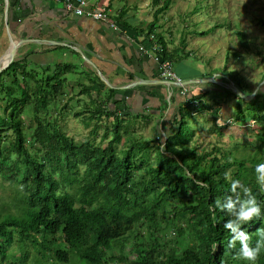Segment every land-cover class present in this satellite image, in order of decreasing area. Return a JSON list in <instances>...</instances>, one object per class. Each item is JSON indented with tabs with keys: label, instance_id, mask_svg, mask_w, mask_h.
<instances>
[{
	"label": "trees",
	"instance_id": "1",
	"mask_svg": "<svg viewBox=\"0 0 264 264\" xmlns=\"http://www.w3.org/2000/svg\"><path fill=\"white\" fill-rule=\"evenodd\" d=\"M151 2L159 7L145 33V45H158L161 60L171 64L188 58L184 34L177 46L169 47L171 41L157 30L162 27L159 16L173 0ZM199 11L196 5L187 15ZM222 26L190 32L205 36ZM237 37L248 48L244 33H237ZM26 66L14 61L0 73V89L6 96L4 115L0 116V190H8L7 196L0 193V264H69L70 260L83 264H250L235 254L238 241L236 248L228 247L230 233L223 222L229 217L214 201L230 194L231 180L238 178L262 203L264 213V182L258 183L255 173V165L264 157L263 88L250 102L221 84L223 93L219 89L202 90L200 86L188 89L170 121L169 133L162 137L156 129L157 137L146 141L129 130L134 128L131 123L144 116L125 113L133 111L132 106L121 109V101H113V89L103 93L105 86L97 75L78 79L77 97L94 93L99 99L83 106L84 110L90 109L86 116L69 108L76 96H67L64 109L75 117L83 115L81 121L86 127L95 121L83 143L76 145L50 111L72 85L68 76L83 72L72 64H58L53 73L47 66L28 74ZM7 72L13 75H2ZM220 80L232 82L246 96L252 92L240 75ZM223 97L235 99L229 122V116L219 113ZM59 108L56 114L62 117L63 108ZM195 111L209 112L218 121V131L235 120L260 123V144L253 146L247 157L231 160L217 146L199 154L195 145H185L194 131L192 136L191 132L183 134L180 139L185 137L184 143L179 144L174 136L184 132L185 116L192 117ZM22 115L28 116L32 126ZM102 118L112 122L110 138L108 128L100 124ZM27 126L34 128L25 133ZM101 127L105 133L100 142H107L105 147L94 143ZM152 143L157 144L153 147ZM233 166L225 178L224 173ZM242 227H246L250 243L255 245L261 238L257 229H264V214L254 216ZM168 230L175 233L172 240L158 234ZM255 264H264V247Z\"/></svg>",
	"mask_w": 264,
	"mask_h": 264
},
{
	"label": "rangeland",
	"instance_id": "2",
	"mask_svg": "<svg viewBox=\"0 0 264 264\" xmlns=\"http://www.w3.org/2000/svg\"><path fill=\"white\" fill-rule=\"evenodd\" d=\"M120 1L122 2V0ZM145 2L147 3L148 10L146 7H143L145 10H143V8H138L139 11L136 13L141 16V11L147 12L146 15L149 14L148 11H150L152 13L151 16L154 18L153 13L159 6H153L149 0H144V3ZM121 5H124V3ZM127 5L130 6L131 4L129 3ZM196 5L200 7V11L193 15H187ZM140 6H143L142 1ZM112 10H114V8H112ZM112 10L109 11L110 14ZM158 24L162 25L159 32H162L166 41H171V44H168L169 47L177 46L180 38L183 37V34L185 35L184 51L185 53L190 54V56L180 62L173 64L170 63L171 71L174 72L177 77H182V80H185V78L189 76H196V79L208 78L216 82V84L212 83V81L199 82L194 85L186 86L188 89L194 90L196 87L195 85H198L202 90H218L221 85L225 86V84L232 83H223L220 80L221 78H229L235 74L240 75V77L245 79V82L248 83L252 91L256 90L255 95L258 92L261 93L262 88L264 89V79L261 80V74L264 72V0H173L169 8L159 16ZM193 24H197V26L195 27ZM216 24H222L223 26L216 27L210 32V34L205 36L190 32L194 30V28L203 32L214 27ZM187 30L188 33H186ZM237 33H244V41L248 43V48L241 45ZM78 61L80 62V60ZM58 62H60V66L69 65L70 59L67 57V54H65V59H60ZM81 62L84 61L81 60ZM55 64L54 61L49 62L48 64L52 73L55 72ZM75 66L80 72H83L77 73L78 75H76V77L79 76V79L86 80L88 78H93L96 75V73L89 75L87 72H84L83 70L81 71L80 69H82V66L80 63ZM17 69L21 70L19 67ZM41 69L43 68L41 67ZM36 70L40 71V66L28 64L25 67V72L28 74H32L33 71ZM17 72L19 71H16V73ZM9 74L11 76L13 75L10 72L3 73L2 75L6 76ZM74 76L75 75L68 76L67 80L69 82L71 81L72 85L70 84L71 86L65 89V96L57 98L56 108H51L50 114L52 118L56 117L57 120H59V125L63 133L72 138L74 144L80 145L95 124L94 120L87 127L82 123L81 120L83 119V115L88 116L87 110H90H84L85 108L83 106L87 103L89 104L91 100L97 101L99 98H97L94 93L90 96H78V98L76 95L79 89L75 86V84L78 83V79H74ZM97 78L104 83L99 75H97ZM20 79L21 78H19V80ZM7 81L10 82V79H7ZM104 86L105 89L103 93L106 94L108 86L106 83H104ZM219 91L223 93L221 89H219ZM70 94V97L76 96L77 99L75 98L70 103L67 102L69 103V108L71 107L73 112L83 113L82 116L75 117L70 111H68V109L63 108L67 96ZM220 95L223 96L224 94ZM207 96L209 97V95ZM5 97V90L1 88L0 116L4 115L2 106H4L3 101L5 102ZM182 97L184 98L185 96ZM20 98V96L17 97V99L22 100V98ZM205 101L209 105L216 107L213 100L206 98ZM219 102L221 107L219 111L220 116H229L227 121L229 122V120H231L230 116L233 115L235 99L234 97H223ZM59 107L63 108L61 110L62 117H58V114H56L59 111ZM193 113L192 117L188 116V114L185 116L186 127L184 128V132L175 135L174 140L179 142V144H183L185 137L183 139H180V137H183V134L185 133L194 131L193 137H190L191 140L185 145L190 147L195 145L197 147L196 152L199 154L202 152H208L213 146H217L222 149V152L229 155V160L234 157L241 159L248 156V153L252 151L253 146L260 144V141L258 140V137L261 134L260 123L257 124L256 122L247 121L243 124L242 122L235 120L234 124L231 126L227 125L226 128L218 131L216 124L218 121L216 120L215 122V119H213L209 112L203 111L199 113L197 111ZM261 114L264 115V110ZM139 116H145L144 118L139 117L140 120H147L148 117L153 119L156 118V114H150L149 112L140 113ZM22 117L28 126H32L29 123L30 119L28 116L26 117L22 115ZM104 120L105 118H102L100 124L103 126L104 123L108 128L107 136L110 138L112 136L110 131V125L112 122L110 120L105 122ZM131 124L134 128L129 127V130L133 131L135 137H141L146 141L154 140L157 137L153 123L142 124L140 121H136V123L133 122ZM261 124H264V121ZM248 125L251 127L254 126L253 128L255 130L252 128L244 129L245 126L250 127ZM28 126L25 129V133H29L34 128ZM104 131L103 127L99 128L98 136L94 142L96 145H101V147H105L107 143L105 141L100 142V137L105 133ZM189 135L192 136V132L189 133ZM159 141H161V137ZM152 144L154 147L157 143ZM118 147H120V144ZM153 150L154 148L152 151ZM262 162H264V157H262ZM235 167L236 166L230 168L228 173ZM2 191L3 194L7 196L8 190L6 188L1 189V195H3ZM158 234H161L166 240H172L175 236V233L172 230L161 233L159 232ZM69 264L83 263L77 260H74V262L70 260Z\"/></svg>",
	"mask_w": 264,
	"mask_h": 264
},
{
	"label": "crops",
	"instance_id": "3",
	"mask_svg": "<svg viewBox=\"0 0 264 264\" xmlns=\"http://www.w3.org/2000/svg\"><path fill=\"white\" fill-rule=\"evenodd\" d=\"M64 4L65 0H0V65L8 61L10 53L7 52L13 45L16 49L12 62L40 66V71L49 62L60 64L58 61L67 54L70 64L80 63L81 71L89 70L96 75L99 72L106 79L108 89L114 90L113 101H121V109L132 106L133 111L125 110V113L156 114L155 119L137 121L153 123L155 132L158 130L162 137L167 135L170 121L184 100L179 88L158 83L127 86L140 79L160 80L155 53L145 45V33L154 18L150 11L147 15L141 11V16L136 13L138 8L148 10L147 3L144 0H86L87 9L104 10L109 18L105 21L74 14Z\"/></svg>",
	"mask_w": 264,
	"mask_h": 264
},
{
	"label": "clouds",
	"instance_id": "4",
	"mask_svg": "<svg viewBox=\"0 0 264 264\" xmlns=\"http://www.w3.org/2000/svg\"><path fill=\"white\" fill-rule=\"evenodd\" d=\"M156 47L159 48L158 45H153L150 50L155 53L154 60L155 58L161 60L158 53L160 49L157 51L154 49ZM177 88L182 89L187 87ZM255 173L257 182H264V162H259L255 165ZM224 176L225 178H228L229 173L225 172ZM261 187L264 188V183H261ZM229 193L230 194H225L223 199L217 198L214 201L215 205L222 211L226 212L229 217L223 222V227L230 233L228 247L236 248V242L238 241L239 248L235 254L250 262V264H255L262 247H264V229H257L261 238L257 239L255 245H253L250 243L251 237L249 232L246 227L242 226L251 221L254 216L260 217L264 214L262 213V203L258 201L257 197L251 192L250 188L246 184H243L238 178L231 180Z\"/></svg>",
	"mask_w": 264,
	"mask_h": 264
},
{
	"label": "built area",
	"instance_id": "5",
	"mask_svg": "<svg viewBox=\"0 0 264 264\" xmlns=\"http://www.w3.org/2000/svg\"><path fill=\"white\" fill-rule=\"evenodd\" d=\"M64 5L67 11H72L74 14H77V15L91 16L94 19L101 20V21H105L109 19L103 9H101V11H92V10L87 9L86 0H65ZM110 24L112 27H114L111 21H110ZM154 49L157 51L159 50L158 47ZM155 62L157 63V66H158L159 79L163 81H170L173 83L180 82L179 77H177L176 74L171 71L170 62L161 61L158 58H155ZM187 91H188V88H182L181 95L184 96V94Z\"/></svg>",
	"mask_w": 264,
	"mask_h": 264
},
{
	"label": "water",
	"instance_id": "6",
	"mask_svg": "<svg viewBox=\"0 0 264 264\" xmlns=\"http://www.w3.org/2000/svg\"><path fill=\"white\" fill-rule=\"evenodd\" d=\"M15 47H16V45H13V47L11 48L10 55H9L10 57H9L8 61L6 62V64L5 65H2V66L0 65V73L3 70L7 69L8 66L11 64V62L13 61L14 52H15V49H16ZM87 62H89L90 64H92L90 60H87ZM97 74L104 81V83H106L108 85L106 79L103 78L99 72ZM208 81L214 82L212 79H208V78H204V79H196V78H193V79L183 80V81H180L179 83H174V84H173V82H170V81L140 79L139 81H134L133 83H130L127 86L128 87H134L136 85H147V84H156V83H158V84H163V85H168V86L174 85V86H177V87H185V86L194 85V84L199 83V82H208ZM225 87L227 89L231 90L237 97L243 99L245 102H249L250 100H252L253 97H254V95H255V92H256V90H254V91H252V93L250 95L246 96L245 94H243L232 83L225 84Z\"/></svg>",
	"mask_w": 264,
	"mask_h": 264
},
{
	"label": "bare ground",
	"instance_id": "7",
	"mask_svg": "<svg viewBox=\"0 0 264 264\" xmlns=\"http://www.w3.org/2000/svg\"><path fill=\"white\" fill-rule=\"evenodd\" d=\"M12 47H13V46H10V48H9V50H8V52H7V54L10 53ZM7 54H6V55H7ZM6 55H5V56H6ZM5 56H4V59H5ZM4 59H3V60H4Z\"/></svg>",
	"mask_w": 264,
	"mask_h": 264
}]
</instances>
